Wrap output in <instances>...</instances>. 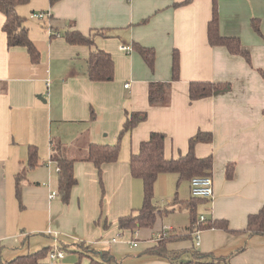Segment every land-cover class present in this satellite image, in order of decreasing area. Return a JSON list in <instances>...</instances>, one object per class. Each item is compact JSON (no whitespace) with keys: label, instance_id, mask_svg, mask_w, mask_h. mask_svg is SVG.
I'll return each instance as SVG.
<instances>
[{"label":"crops","instance_id":"0c3cea01","mask_svg":"<svg viewBox=\"0 0 264 264\" xmlns=\"http://www.w3.org/2000/svg\"><path fill=\"white\" fill-rule=\"evenodd\" d=\"M214 5L219 33L237 37L250 62L208 43ZM17 11L25 19H35L33 13L45 16L36 18L38 30L25 20L40 52V61L32 63L24 47L7 46L0 12V262L64 244L70 249L61 259L45 257L38 264H91L78 247L84 243L109 251L118 261L110 264H172L143 251L155 245L166 226L172 233H187L189 180L174 172L159 174L153 201L164 213L152 227L120 231L117 225L118 217L142 205V180L131 175L129 158L152 131L165 134L168 159L184 154L196 132L212 133L210 142H198L194 150L198 157L212 156L213 197L196 200L195 211L199 219H223L232 230L246 228L248 215L264 206V0H29ZM253 19L260 32L253 29ZM52 29L85 35L103 30L95 46L110 53L113 79L91 81L86 75L89 47L70 44L61 34L50 37ZM133 43L154 48L153 71L136 51L119 49ZM174 49L179 77L171 82L165 104L150 105L149 83L171 81ZM191 81L229 83L230 89L190 100ZM126 110L147 116L121 138L118 159L102 165L103 190L94 164L75 161L69 202L58 194L50 197L58 180L52 143L61 142L70 157L83 155L90 143L112 144ZM31 145L38 155L34 167L28 166ZM229 163L234 169L226 179ZM18 173L23 174L19 197ZM194 242L175 240L167 247L183 250ZM242 246L228 263L221 259ZM193 249L211 255L202 264H264V235L203 228ZM185 256L193 259L192 253Z\"/></svg>","mask_w":264,"mask_h":264},{"label":"trees","instance_id":"16d2710c","mask_svg":"<svg viewBox=\"0 0 264 264\" xmlns=\"http://www.w3.org/2000/svg\"><path fill=\"white\" fill-rule=\"evenodd\" d=\"M51 3L55 0H50ZM29 0H0V12L4 16L2 30L6 36V44L8 47L22 46L26 49L30 61L38 63L40 61V52L33 43L28 34V28L25 25V17L18 13L17 8L20 5L27 4ZM177 5V4H176ZM144 22V21H143ZM252 27L256 32L259 31L258 21L252 20ZM70 44H84L90 49L86 59V75L91 81H111L114 77V61L109 52L95 46V37L97 35H105L103 30L90 31L88 35L79 32L76 29L66 30L62 33L51 30L50 37L60 36ZM207 40L212 46H223L231 54L244 57L250 62L249 53L242 49L240 41L237 37L222 36L218 30V16L216 6H213L212 16L207 24ZM132 50L136 51L148 68L153 71L155 50L153 47L143 46L138 43L131 45ZM179 53L176 49L172 53L171 61V81L168 82H150L148 86V102L150 105L165 104L166 96L170 91L172 81L179 77ZM230 89L229 83L212 82V81H191L188 85V94L190 100H198L211 96L216 92L227 91ZM145 111H125V119L117 134V139L112 144L90 143L83 155L79 157L67 156L64 146L61 142L55 141L51 146V160L57 165L58 180L57 194L60 200L67 204L70 199L72 187L76 184V178L73 172V164L75 161L92 162L96 168L98 180L103 190L102 181V165L114 162L118 159L121 138L129 133L139 122L146 119ZM212 133L209 131H198L188 139L187 151L176 158H165L164 156V139L165 134L160 131H152L146 140L139 144L138 151L130 154L129 167L133 177L140 178L143 185V202L141 207L133 209L130 213L120 216L117 219L118 228L121 230L152 227L156 218L164 213V210L158 207L153 201L154 183L159 174L174 172L178 174L180 180H189L196 176H211L212 174V156L211 154L198 157L195 154V145L198 142H210ZM38 164V155L36 147L29 146L28 166L34 167ZM234 166L229 163L225 167V178L232 177ZM23 174L16 175V196L19 197L20 186ZM191 195V193H190ZM191 198L186 202L189 209L190 224L186 228V234L170 232L167 235L160 233L155 245L145 249L143 254H150L168 259L172 264H202L201 259L211 257V255L200 253L192 250L193 246L188 249L171 250L168 249L167 243L170 241L181 240L186 238L195 239L193 232L203 228H219L227 232H246L249 235H264V206L256 213L249 214L247 217L246 228L243 230H232L228 227V223L223 219H212L200 221L195 211L196 200L210 199L205 197ZM203 222V223H202ZM80 252L90 258L91 264H110L117 263V259L109 252L97 250L90 245L84 243L79 244ZM60 248L70 249L69 245L61 244ZM245 246L236 249L227 256L221 258L227 263L229 259L243 251ZM51 251L50 247H43L40 250L22 256H17L4 264H38L40 259L48 257ZM191 251V252H190ZM183 252L192 253L193 259L188 261H180ZM184 254V253H183ZM1 261V260H0ZM205 263H208L204 261ZM0 264H3L0 262ZM212 264V262H209Z\"/></svg>","mask_w":264,"mask_h":264},{"label":"built area","instance_id":"2783aa9c","mask_svg":"<svg viewBox=\"0 0 264 264\" xmlns=\"http://www.w3.org/2000/svg\"><path fill=\"white\" fill-rule=\"evenodd\" d=\"M33 16L37 19L43 18L45 15L43 13H33ZM51 33V31H50ZM119 49L125 52H130L132 50L131 45L120 44ZM190 193L195 197H205L212 198L213 197V181L211 176H196L190 179ZM57 194L56 191H52L50 193V197H55ZM200 221H204V217H200ZM172 231L171 227H164L161 234L167 235ZM199 234L200 229H197L193 232L195 237V245L199 244ZM160 235V234H159ZM64 256V251L61 249H54L48 253V258L51 260L61 259Z\"/></svg>","mask_w":264,"mask_h":264},{"label":"rangeland","instance_id":"374dc122","mask_svg":"<svg viewBox=\"0 0 264 264\" xmlns=\"http://www.w3.org/2000/svg\"><path fill=\"white\" fill-rule=\"evenodd\" d=\"M26 16V23H27V26L30 24V26H33V27H35L37 30L38 29H41V24H39L40 23V21H38V20H36V18L34 19V18H30L28 15H25ZM29 26V27H30ZM183 181V180H182ZM182 205H179V207H181ZM185 208V207H184ZM176 213H179V211H178V209L176 210ZM199 214V213H198ZM197 214V215H198ZM176 216H174V218L175 219H178V220H180V218H179V214H175ZM163 224H169L168 222H164ZM166 227H168V226H166ZM177 229L178 230H181V227H177ZM184 253V254H183ZM182 253V256H181V259L182 260H188L187 259V256H185L186 254H188L189 252H183ZM180 263V262H179ZM178 263V264H179Z\"/></svg>","mask_w":264,"mask_h":264},{"label":"water","instance_id":"95a60500","mask_svg":"<svg viewBox=\"0 0 264 264\" xmlns=\"http://www.w3.org/2000/svg\"><path fill=\"white\" fill-rule=\"evenodd\" d=\"M38 98H41V96H37Z\"/></svg>","mask_w":264,"mask_h":264}]
</instances>
